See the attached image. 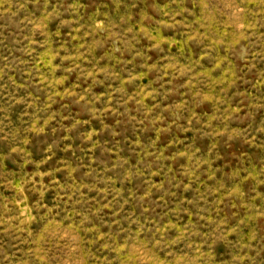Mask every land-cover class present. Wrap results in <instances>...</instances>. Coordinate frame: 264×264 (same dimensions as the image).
Segmentation results:
<instances>
[{"label": "rangeland", "instance_id": "1", "mask_svg": "<svg viewBox=\"0 0 264 264\" xmlns=\"http://www.w3.org/2000/svg\"><path fill=\"white\" fill-rule=\"evenodd\" d=\"M0 264H264V0H0Z\"/></svg>", "mask_w": 264, "mask_h": 264}]
</instances>
